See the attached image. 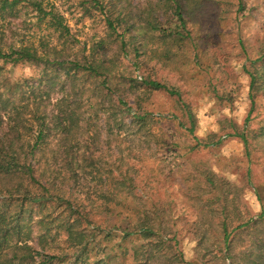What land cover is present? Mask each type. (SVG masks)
Returning a JSON list of instances; mask_svg holds the SVG:
<instances>
[{
    "label": "rangeland",
    "instance_id": "1",
    "mask_svg": "<svg viewBox=\"0 0 264 264\" xmlns=\"http://www.w3.org/2000/svg\"><path fill=\"white\" fill-rule=\"evenodd\" d=\"M37 1L64 17L70 28L67 54L78 60L105 54L114 70L105 88L112 91L113 100L127 104L108 114L124 119L125 129L119 133L112 127L108 138V128H99L105 172L113 170L118 179L122 172L128 180L121 193L128 206L119 208L121 223H114L118 215L109 218L117 228L113 233L120 236L118 227L126 226L123 219L134 225L146 218L163 241L175 235L182 264H221L222 223L234 235V228L260 214L256 194L264 206V93L250 92L247 74H264V0H193L194 6L182 14L190 41H164L157 33L149 39L143 36L148 15L166 29L180 26L168 0H117L113 17L128 16L118 33L131 29L123 42L108 36L103 13L90 0ZM7 23L3 31L8 43L30 41L37 46L44 40L61 49L30 9H20ZM258 58L263 59L255 62ZM4 73L14 81L36 78L39 70L5 66ZM146 79L175 89L180 99L147 91L140 84ZM138 105L149 114L143 129L130 124ZM100 216L95 218L107 214ZM251 236L252 231L235 238V254L250 245ZM117 241L102 246L112 247ZM148 241L160 242L154 237L126 240L114 250L117 258L111 264H135V250L142 252ZM172 246L165 241L155 247V264H179ZM59 248L58 254L64 252L65 244ZM66 253L72 256L73 251ZM235 264L247 263L236 255Z\"/></svg>",
    "mask_w": 264,
    "mask_h": 264
},
{
    "label": "trees",
    "instance_id": "2",
    "mask_svg": "<svg viewBox=\"0 0 264 264\" xmlns=\"http://www.w3.org/2000/svg\"><path fill=\"white\" fill-rule=\"evenodd\" d=\"M115 1L90 0L94 9L103 13L108 36H117L114 39L121 38L123 42L124 34L131 29L118 33L128 16L121 13L113 17ZM168 3L180 26L175 31L166 29L158 18L151 20L148 15L143 36L149 39L152 33H157L164 41L192 40L182 14L194 6L193 0H168ZM22 8L37 14L39 22L55 35L61 49L44 40L37 46L30 41L8 43L3 29L8 19L15 18ZM69 39L70 28L64 17L53 8L44 7L42 1L0 0V264H111L117 258L114 250L119 251L122 243L132 237L145 240L154 237L160 241H148L142 252L135 250L132 256L135 264H155L154 249L165 241L173 243L178 254L175 258L182 264L175 235L163 241L146 218L134 225L123 219L126 226L118 227L120 236L113 233L117 228L109 218L118 215L114 223H121L119 208L128 207L127 198L121 193L128 187V180L122 172L121 179L111 169L105 172L99 128H108L104 130L108 138L112 127L119 133L125 129L124 119L115 120L108 114H115L127 104L113 100L112 91L105 88L114 72L105 54L78 60L67 54ZM103 45L100 42L98 47L101 49ZM20 65L37 68L39 75L14 81L5 75V66ZM247 74L250 92L264 93V74L249 71ZM140 84L147 91H163L180 99L178 91L157 81L146 79ZM250 99L254 105L255 94ZM148 117L138 105L130 124L143 129ZM108 120L113 126H108ZM240 137L246 145V138ZM199 146L200 143L196 145ZM207 182L213 185L211 179ZM256 198L261 204L256 219L239 224L233 230L234 235L222 223L221 264L226 261L235 264L236 255L247 264L264 262V206L259 194ZM103 214L107 216L100 218ZM251 231L250 245L235 254V238ZM115 238L118 241L112 247L102 246ZM60 243L65 244V251L58 254ZM68 250L73 251L72 256L66 253Z\"/></svg>",
    "mask_w": 264,
    "mask_h": 264
}]
</instances>
